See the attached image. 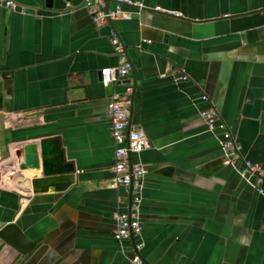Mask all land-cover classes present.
Returning a JSON list of instances; mask_svg holds the SVG:
<instances>
[{
  "label": "crops",
  "instance_id": "0c3cea01",
  "mask_svg": "<svg viewBox=\"0 0 264 264\" xmlns=\"http://www.w3.org/2000/svg\"><path fill=\"white\" fill-rule=\"evenodd\" d=\"M14 1L22 9L0 5V143L59 136L77 175L59 193L34 194L17 169L11 184L0 181V227L39 240L22 255L0 239V264H133L130 244L113 236L115 214L129 210L127 190L113 184L111 88L100 74L118 63L113 31L133 67L114 89L130 85V128L148 143L132 155L146 168L143 264H264V195L200 116L215 109L264 171V0H141L140 15L99 28L84 0L61 12ZM179 71L188 79L176 81Z\"/></svg>",
  "mask_w": 264,
  "mask_h": 264
},
{
  "label": "built area",
  "instance_id": "2783aa9c",
  "mask_svg": "<svg viewBox=\"0 0 264 264\" xmlns=\"http://www.w3.org/2000/svg\"><path fill=\"white\" fill-rule=\"evenodd\" d=\"M111 3L114 5L112 8L110 7ZM0 5L9 11H16L18 8V4L13 0H0ZM126 7H132L133 11L125 9ZM83 8L87 11L92 23L99 28L108 20L130 19L133 15L138 16L146 7L141 0H84ZM155 9L159 10L158 7ZM109 41L117 55L118 63L113 67L102 68L100 74L101 83L105 87L111 88L108 95L107 113L110 121V135L114 145L113 184L115 187L126 188L129 195V210L115 214L113 236L120 244H130V250L133 253L130 260L133 264H143L140 251L144 244L139 239L136 240V237L139 238L143 230L139 219V208L146 168L140 162H133L131 155L139 154L148 143L142 130L128 126L130 85H126L122 92L114 89L116 84L124 83L131 71L132 64L116 32L111 33ZM185 79L184 74L175 78L176 81ZM200 98L207 100L204 95ZM200 116L207 131L216 137L224 159L246 184L264 195V171L258 164L243 156L240 144L237 143L230 129L219 119L216 110L213 108L202 110ZM216 127H219L221 132H215Z\"/></svg>",
  "mask_w": 264,
  "mask_h": 264
},
{
  "label": "water",
  "instance_id": "95a60500",
  "mask_svg": "<svg viewBox=\"0 0 264 264\" xmlns=\"http://www.w3.org/2000/svg\"><path fill=\"white\" fill-rule=\"evenodd\" d=\"M67 1L69 0H44L43 8L48 11L61 12L65 10ZM20 9H22V7H20L18 4L17 10ZM124 51L126 53L125 47ZM132 70L133 67H131V71ZM179 72L181 75H185L183 71ZM185 76V80H187L188 77L187 75ZM129 109L130 116L128 126L130 127L132 111L131 102L129 103ZM19 141L23 142L17 146H13L11 141L7 139L3 145V148L2 144L0 143L1 182L6 181L7 183L11 184L14 170L17 169L18 172H21L17 176V182L28 185L30 184L34 194L64 192L75 183L77 175L75 166L72 161L67 160L62 140L59 136H42L39 140L35 141L22 138ZM30 170L33 172H38L39 175L37 177H30ZM0 239L13 247L22 255L30 252L39 241L38 239L32 240L28 238L22 229L15 223L4 224L0 227Z\"/></svg>",
  "mask_w": 264,
  "mask_h": 264
},
{
  "label": "bare ground",
  "instance_id": "6f19581e",
  "mask_svg": "<svg viewBox=\"0 0 264 264\" xmlns=\"http://www.w3.org/2000/svg\"><path fill=\"white\" fill-rule=\"evenodd\" d=\"M31 171V170H30Z\"/></svg>",
  "mask_w": 264,
  "mask_h": 264
}]
</instances>
